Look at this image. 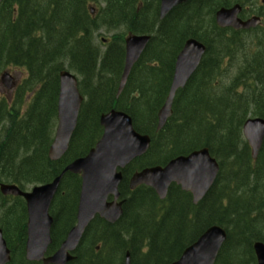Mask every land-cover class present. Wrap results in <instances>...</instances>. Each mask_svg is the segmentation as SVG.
Returning a JSON list of instances; mask_svg holds the SVG:
<instances>
[{
    "label": "trees",
    "instance_id": "obj_1",
    "mask_svg": "<svg viewBox=\"0 0 264 264\" xmlns=\"http://www.w3.org/2000/svg\"><path fill=\"white\" fill-rule=\"evenodd\" d=\"M139 1L105 0V7L94 18L88 10L90 0H6L0 6V70L25 67L29 76L23 89L38 90L37 103L31 105L26 118L0 105V125L5 122L0 129V182H46L71 160L83 156L100 133L97 118L104 108L87 107L67 154L56 162L47 156L58 72L68 65L92 86L97 106L105 105L111 96L110 102L116 101L118 108L132 115L135 127L153 138L146 158L125 171L124 196L129 193L126 180L145 163L165 164L174 156L208 147L222 167L215 185L197 205L189 192L174 184L162 202V213L154 190L139 187L127 199L120 223L102 229L106 244L117 249L113 256L83 264H114L125 244L130 245L126 248L133 246L134 264H170L212 224L229 232L216 264H249L252 243L260 238L252 216H264V185L258 186L264 181V146L253 162L241 131L249 110L263 106L264 97L262 92L257 95L255 83L264 66L257 62L255 42L243 50L236 46L241 39L238 32L220 30L217 37V32L203 29L202 1L190 0L161 24L151 7L154 0H143L141 9ZM101 25L108 30L124 27L133 33L155 32L118 100L114 95L124 63V34L116 33L102 52L93 41ZM197 34L207 42L208 52L178 92L165 130L156 133L157 112L168 93L176 55L185 40ZM79 183V177L71 173L62 182L59 199L63 200L58 205L65 215L73 202V184L79 187ZM19 221L23 225V215ZM142 242L150 246L145 255L135 252Z\"/></svg>",
    "mask_w": 264,
    "mask_h": 264
},
{
    "label": "water",
    "instance_id": "obj_2",
    "mask_svg": "<svg viewBox=\"0 0 264 264\" xmlns=\"http://www.w3.org/2000/svg\"><path fill=\"white\" fill-rule=\"evenodd\" d=\"M184 1L186 0H162L161 16H165L173 6ZM239 10V6L230 10L223 9L217 15L219 23L237 28L247 26V23H242L238 19ZM133 38L130 42L128 40L127 60L119 92L123 89L133 64L148 41V37ZM203 52V46L194 39H189L186 42L184 49L178 56L169 95L159 112V129L172 114V104L176 91L185 86L197 68ZM10 85L9 82L8 86ZM60 88L59 126L55 143L49 151L50 157L54 159L60 158L67 149L71 134L76 127L82 102V96L77 87V79L74 75L65 71L61 72ZM101 124L104 126V134L97 147L92 149L87 157L75 160L65 169V171L82 173L83 176L78 211L79 225L71 231L64 247L55 256L47 259V262L63 264L69 260L67 250L75 247L82 235L84 226L95 213L111 215L110 220L112 221L120 215V204L115 202L108 204L106 202L110 193L118 196V184L122 175L117 172V168L124 167L132 159L145 153L149 147V137L142 136L135 131L132 119L126 113L112 110L101 116ZM244 133L252 146V154L256 157L264 138V120L259 118L248 120L244 125ZM218 172V162L211 157L207 148H203L187 156L173 159L164 168L146 169L142 173L135 174L131 186L147 183L154 186L158 193L164 197L168 186L175 181L182 184L184 189L191 190L194 194V201L198 202L212 186ZM60 179L61 176L52 184L43 188H35L34 192L28 195L27 256L29 259H41L51 242L50 226L52 219L48 215V208ZM1 189L5 194L20 193L17 188L12 186H2ZM226 237V231L222 227L212 226L195 243L184 250L180 260L172 264H214ZM255 251L258 264H264V244L256 243ZM6 253L8 252L0 233V264H4L8 260Z\"/></svg>",
    "mask_w": 264,
    "mask_h": 264
},
{
    "label": "rangeland",
    "instance_id": "obj_3",
    "mask_svg": "<svg viewBox=\"0 0 264 264\" xmlns=\"http://www.w3.org/2000/svg\"><path fill=\"white\" fill-rule=\"evenodd\" d=\"M101 33H105V31H100ZM106 35H108L107 33H105ZM112 33H109V35H111ZM108 35V36H109ZM97 36V35H96ZM96 43H98L99 45H100V47L102 48V49H104V45L101 43V41H100V37H96ZM263 95V94H262ZM263 97H264V95H263ZM258 225H256V227H257Z\"/></svg>",
    "mask_w": 264,
    "mask_h": 264
},
{
    "label": "flooded vegetation",
    "instance_id": "obj_4",
    "mask_svg": "<svg viewBox=\"0 0 264 264\" xmlns=\"http://www.w3.org/2000/svg\"><path fill=\"white\" fill-rule=\"evenodd\" d=\"M261 66H264L262 63L260 64ZM262 70H264V68H261L260 70H259V73H261V74H263L261 77L262 78H264V71L262 72ZM263 100V106H261L260 108L262 109V110H264V99H262Z\"/></svg>",
    "mask_w": 264,
    "mask_h": 264
},
{
    "label": "bare ground",
    "instance_id": "obj_5",
    "mask_svg": "<svg viewBox=\"0 0 264 264\" xmlns=\"http://www.w3.org/2000/svg\"><path fill=\"white\" fill-rule=\"evenodd\" d=\"M260 64H261V63H260ZM259 66H260V65H259ZM263 71H264V70H262V72H263ZM260 75L262 76L263 74L260 73ZM106 238H107V237H106Z\"/></svg>",
    "mask_w": 264,
    "mask_h": 264
}]
</instances>
